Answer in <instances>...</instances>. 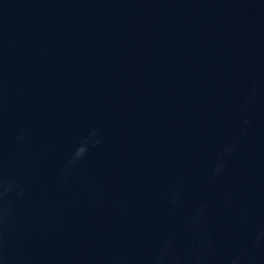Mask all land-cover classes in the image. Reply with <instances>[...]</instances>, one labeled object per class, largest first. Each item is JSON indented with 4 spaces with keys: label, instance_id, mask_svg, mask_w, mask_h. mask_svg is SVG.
<instances>
[{
    "label": "water",
    "instance_id": "1",
    "mask_svg": "<svg viewBox=\"0 0 264 264\" xmlns=\"http://www.w3.org/2000/svg\"><path fill=\"white\" fill-rule=\"evenodd\" d=\"M0 151L25 166L12 264H144L166 234L182 253L200 202L214 256L264 264V0H0Z\"/></svg>",
    "mask_w": 264,
    "mask_h": 264
},
{
    "label": "clouds",
    "instance_id": "2",
    "mask_svg": "<svg viewBox=\"0 0 264 264\" xmlns=\"http://www.w3.org/2000/svg\"><path fill=\"white\" fill-rule=\"evenodd\" d=\"M96 131L90 132L80 144L74 149L70 158L65 162L63 168V179L68 181L79 164L85 159L90 147H97L99 140L94 139ZM26 136L23 130L17 133V143L23 144ZM233 153L231 145L226 146L218 155L216 163L211 170L206 187L215 184L216 179L222 174L224 162ZM23 161L18 162L12 172L6 171L2 151H0V261L3 264H12L10 257L5 251L6 235L16 228L14 222L15 204L18 199H23L25 189L21 186L20 177L24 173ZM173 203L177 202L178 191L170 193ZM206 204L200 202L193 212L185 219L184 227L189 232L188 248L179 252L174 243L172 234L161 237L157 248L149 256L144 264H256V255L245 254L243 251L231 253L227 256H214L211 245V234L204 227L203 213ZM29 225L26 223L25 227ZM264 240V231L257 232L250 247L256 252ZM113 264H132L129 258L115 257Z\"/></svg>",
    "mask_w": 264,
    "mask_h": 264
}]
</instances>
